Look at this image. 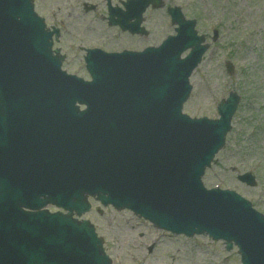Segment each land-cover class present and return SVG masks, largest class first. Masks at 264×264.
Masks as SVG:
<instances>
[{
  "label": "water",
  "instance_id": "1",
  "mask_svg": "<svg viewBox=\"0 0 264 264\" xmlns=\"http://www.w3.org/2000/svg\"><path fill=\"white\" fill-rule=\"evenodd\" d=\"M177 31L158 49L87 58L84 82L60 71L31 0H0V264H110L92 225L72 219L89 209L87 195L176 234L235 244L243 264H264V218L200 181L238 98L219 104L216 121L181 114L205 48L191 25ZM47 204L68 213L41 210Z\"/></svg>",
  "mask_w": 264,
  "mask_h": 264
},
{
  "label": "rangeland",
  "instance_id": "2",
  "mask_svg": "<svg viewBox=\"0 0 264 264\" xmlns=\"http://www.w3.org/2000/svg\"><path fill=\"white\" fill-rule=\"evenodd\" d=\"M35 2L43 15L57 4L54 8L61 14L54 18L67 30L63 32L67 39L63 44L80 40L85 45H96L101 41L107 49L118 50L159 42L173 33L165 12V7L172 4L179 5L187 18L196 20L195 28L208 42L216 29L218 39L210 44L193 71L192 91L182 111L191 117H215L221 98L230 90L239 94L225 146L202 182L207 188L234 190L264 214V0H164V8L147 12L146 37L117 36L114 30L105 31L96 13L84 14L72 6L64 8L62 4L67 0ZM78 58L68 65L69 71L77 73L82 67ZM226 62L233 66L231 75L226 73ZM246 171L255 176V186L247 187L236 179L237 174ZM84 218L103 238L112 264H239L235 248L226 252L222 242H213L206 236L185 238L158 231L126 210L118 212L93 202Z\"/></svg>",
  "mask_w": 264,
  "mask_h": 264
},
{
  "label": "flooded vegetation",
  "instance_id": "3",
  "mask_svg": "<svg viewBox=\"0 0 264 264\" xmlns=\"http://www.w3.org/2000/svg\"><path fill=\"white\" fill-rule=\"evenodd\" d=\"M120 1H122V0H110L112 5H118L120 3ZM106 2H107V0H106Z\"/></svg>",
  "mask_w": 264,
  "mask_h": 264
}]
</instances>
